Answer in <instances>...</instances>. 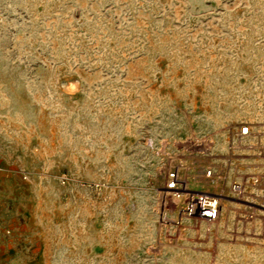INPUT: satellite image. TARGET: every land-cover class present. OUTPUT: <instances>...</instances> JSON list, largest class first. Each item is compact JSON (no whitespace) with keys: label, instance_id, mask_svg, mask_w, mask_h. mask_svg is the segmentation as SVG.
<instances>
[{"label":"rangeland","instance_id":"1","mask_svg":"<svg viewBox=\"0 0 264 264\" xmlns=\"http://www.w3.org/2000/svg\"><path fill=\"white\" fill-rule=\"evenodd\" d=\"M263 147L264 0H0V264H264Z\"/></svg>","mask_w":264,"mask_h":264},{"label":"built area","instance_id":"2","mask_svg":"<svg viewBox=\"0 0 264 264\" xmlns=\"http://www.w3.org/2000/svg\"><path fill=\"white\" fill-rule=\"evenodd\" d=\"M252 135L248 125L239 127L237 137L244 138ZM264 150V147H263ZM264 176V168H263ZM211 170H205L204 176L211 177ZM257 179H254V183ZM246 181L233 182L231 192L234 198L241 200L246 194ZM163 199L161 202L162 214L175 213L178 223L182 220L190 221L194 226L203 225L207 229L215 224L220 215V198L210 191L193 189L187 179L180 176V170L175 167L165 175L162 189ZM264 208V198L260 204Z\"/></svg>","mask_w":264,"mask_h":264},{"label":"bare ground","instance_id":"3","mask_svg":"<svg viewBox=\"0 0 264 264\" xmlns=\"http://www.w3.org/2000/svg\"><path fill=\"white\" fill-rule=\"evenodd\" d=\"M222 199H220V201H221Z\"/></svg>","mask_w":264,"mask_h":264}]
</instances>
